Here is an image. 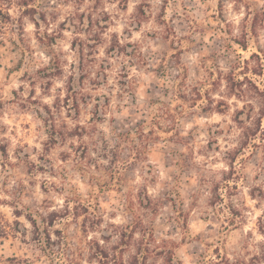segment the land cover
<instances>
[{"label":"clouds","instance_id":"1","mask_svg":"<svg viewBox=\"0 0 264 264\" xmlns=\"http://www.w3.org/2000/svg\"><path fill=\"white\" fill-rule=\"evenodd\" d=\"M0 264H264V0H0Z\"/></svg>","mask_w":264,"mask_h":264}]
</instances>
